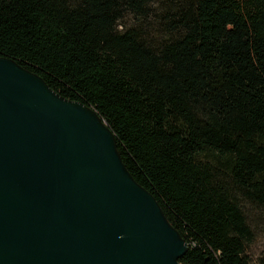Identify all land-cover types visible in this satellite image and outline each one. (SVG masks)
I'll return each instance as SVG.
<instances>
[{
	"label": "trees",
	"instance_id": "16d2710c",
	"mask_svg": "<svg viewBox=\"0 0 264 264\" xmlns=\"http://www.w3.org/2000/svg\"><path fill=\"white\" fill-rule=\"evenodd\" d=\"M91 105L188 243L250 264L264 213V0H0V56Z\"/></svg>",
	"mask_w": 264,
	"mask_h": 264
},
{
	"label": "water",
	"instance_id": "95a60500",
	"mask_svg": "<svg viewBox=\"0 0 264 264\" xmlns=\"http://www.w3.org/2000/svg\"><path fill=\"white\" fill-rule=\"evenodd\" d=\"M188 249L96 109L0 56V264H182Z\"/></svg>",
	"mask_w": 264,
	"mask_h": 264
},
{
	"label": "rangeland",
	"instance_id": "374dc122",
	"mask_svg": "<svg viewBox=\"0 0 264 264\" xmlns=\"http://www.w3.org/2000/svg\"><path fill=\"white\" fill-rule=\"evenodd\" d=\"M244 212L253 237L246 246L250 264H264V213L255 205L244 201Z\"/></svg>",
	"mask_w": 264,
	"mask_h": 264
}]
</instances>
